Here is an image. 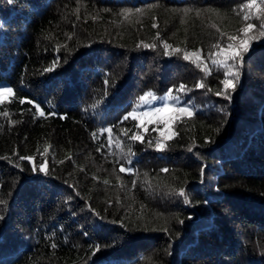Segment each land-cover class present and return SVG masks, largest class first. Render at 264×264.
Returning a JSON list of instances; mask_svg holds the SVG:
<instances>
[{"label":"trees","instance_id":"16d2710c","mask_svg":"<svg viewBox=\"0 0 264 264\" xmlns=\"http://www.w3.org/2000/svg\"><path fill=\"white\" fill-rule=\"evenodd\" d=\"M247 2L0 0V82L15 93L0 103V264H264V42L243 54L231 101L215 95L222 73L183 59L238 34ZM181 83L195 114L162 149L140 131L133 144L120 121L141 91Z\"/></svg>","mask_w":264,"mask_h":264},{"label":"snow or ice","instance_id":"6c2138e0","mask_svg":"<svg viewBox=\"0 0 264 264\" xmlns=\"http://www.w3.org/2000/svg\"><path fill=\"white\" fill-rule=\"evenodd\" d=\"M136 13H141V9L137 8ZM187 11V10H186ZM241 11L243 12L242 20L244 22V26L239 29L240 34L235 35H228L227 36V42H217L213 45V48L215 49L214 52L209 53L206 60H210L211 65L216 66L218 68H223L225 71L223 73L224 78L220 81V84H222V88H220L218 91L215 92V95L217 97H223L224 99L231 101L232 95L235 92L239 81H240V66L244 62V53H247L251 48V41L258 39L259 37H264V0H248L247 3L243 4L241 6ZM132 12V9H124L123 14L127 16L129 13ZM199 15V13H197ZM255 17V19L260 21L259 24V37L249 35L253 32L254 29L257 28V25L254 23H251L250 20ZM153 28L158 27L156 23H153ZM159 36V34H157ZM224 33H221V37H224ZM238 42V43H237ZM144 48H156V44H143ZM172 48L171 45L164 42L163 43V49H164V55L169 56L172 53H179L181 50L179 48H172V53L169 52V49ZM192 57H195L194 60H192V63L195 64L197 69H200L201 72L204 73V77L211 74V70L208 67V64L206 60H202L198 52H187L185 51L183 54V59L185 61H189L192 59ZM231 62V63H230ZM54 65L59 64V57H57L54 62ZM54 71V67H49L44 69V72H51ZM105 85L107 86V81H105ZM195 88L197 89H205L207 88L208 92H211L212 89L210 87L206 86V83L204 82V79L202 78L195 84ZM175 91V95L173 92ZM192 89L188 88L187 85L181 83L176 88H170L167 92V94L163 97H157L152 91H148L141 95L138 99L139 102L137 104V107L133 108L132 111L128 112L120 121V123H123L124 121L128 120L129 117H131L133 120L138 119L137 117V110L138 108H142L147 105H152L154 102H156L158 99L162 100L163 106L162 107H151L149 109V112L144 113L145 115H160L162 113H173L172 116H170L168 119L161 120L159 123H163L164 130L160 131L159 129H154L155 131H160V134L165 139H171L173 137V133L170 130V125L175 122L181 120L182 117H192L195 114L196 106L189 100V101H183V96L187 95L189 92H191ZM15 93L13 92V89L8 86H0V103H3L4 97L6 96H13ZM148 97H151V99H148ZM18 102L23 105L24 103L28 104H34V101L27 98H18ZM35 113H39V117H44L46 115L45 111H43L39 104H34ZM35 113H33L35 117ZM55 115V113H52ZM3 115L5 117L8 116V112H3ZM62 119H66V116H62ZM153 123H157V121H153ZM143 126V121L140 122L136 127L139 129ZM105 131L111 133V129H105ZM124 136H128V130H122ZM219 131V129H217ZM95 135V133L93 134ZM131 142L140 141L143 143V137L139 133V131L133 133L130 137H128ZM207 142L211 143L214 142L211 139H209ZM111 143V140L108 142ZM149 145L152 144V141L148 142ZM120 147L119 142H117V148ZM156 148L162 149L163 145L161 144L160 140L156 141ZM104 150V145L102 144L100 147L97 148L98 152H101ZM192 149L189 148V151ZM49 148L45 147L43 152L48 153ZM135 153L131 152V148H129L128 152H122L121 158L129 157L128 164H131V158L134 156ZM43 156V154H42ZM19 161H28L32 164L31 171L36 172L37 170L40 173L47 174V160L43 159V162L37 164L35 163V157L33 156H19ZM71 159V157H69ZM63 163V161H61ZM17 167L20 165L17 164ZM120 172H131V167H125L123 165L120 166L119 169ZM162 172H168V169H161ZM200 175L201 178H203L204 175V168L201 167L200 169ZM107 184L108 182L105 181ZM135 184V182H133ZM175 195H178L179 197H182L185 202H189L188 194L186 193V190L181 188L178 192L175 193ZM2 203V201H0ZM4 217L0 216V219H3ZM86 235V233H85ZM51 247L55 249L57 247L56 243H52ZM95 251H100V246L96 245ZM94 254V253H93Z\"/></svg>","mask_w":264,"mask_h":264},{"label":"rangeland","instance_id":"374dc122","mask_svg":"<svg viewBox=\"0 0 264 264\" xmlns=\"http://www.w3.org/2000/svg\"><path fill=\"white\" fill-rule=\"evenodd\" d=\"M258 2H259V0H258ZM252 19H254V20H256L255 19V17H253ZM244 26V25H243ZM242 26V27H243ZM241 27V28H242ZM256 30H257V28H256ZM238 34H240V35H242V33H239V32H237ZM228 35H231V34H228ZM249 35H252V36H257V37H259V31L257 30V31H253L252 33H250ZM262 39H261V41H263L264 42V37H261ZM238 43V42H237ZM253 48H250V50L249 51H251ZM215 51V50H214ZM213 51V52H214ZM209 55V54H208ZM208 55H207V57H208ZM201 57V56H200ZM207 57H201V59L202 60H206V58ZM195 58V57H194ZM206 62H207V64H208V67L210 68V70H211V73L212 74H214V73H216L217 71H219L220 73H222V74H220V76H218L219 77V87L220 88H222L223 86H222V84H220V81L224 78V75H223V73H224V69L223 68H218V67H216V66H213V65H211V62H210V60H206ZM231 63V62H230ZM0 86H7L6 84H5V82H0ZM179 85H177L176 87H178ZM176 87H174V88H176ZM170 88H168L167 90H165L163 93H161V94H156V93H154L153 91V93L157 96V97H163V96H165L166 94H167V92H168V90H169ZM148 91H151V90H143V91H141V93H140V95L137 97V100H136V102L135 103H133V106H132V109L133 108H135V107H137V104L138 103H140L139 102V97L141 96V95H143L144 93H146V92H148ZM194 91H197V90H194ZM173 94L175 95L176 93H175V91L173 92ZM7 97V96H6ZM6 97H4V98H6ZM148 99H151V97H148ZM191 101L192 103H193V100L190 98V95H189V93L187 94V95H185V96H183V101ZM163 101L162 100H157L156 102H154V104H152V105H147V106H144V107H142V108H138V110H137V117H138V119H136V120H133L134 121V127H135V130L136 131H140L141 133H143V132H145V133H147V134H149V135H152L153 137H154V140H155V142L157 141V140H160V142H161V144L163 145V142L165 141V140H167V139H165L164 137H162L161 136V134H160V131H163L164 130V125H163V123H159V121H161V120H165V119H168L170 116H172L173 115V113H162V114H160V115H145L144 113H146V112H149V109L151 108V107H162L163 106ZM194 104V103H193ZM195 105V104H194ZM132 109H131V111H132ZM187 118V116H184V117H182L181 118V120H179V121H175V122H173L171 125H170V130H171V132L174 134V127H175V125L178 123V122H180V121H184L185 119ZM141 121H143V126L142 127H140L139 129H137V125L138 124H140V122ZM153 121H157V123H153ZM154 129H159L160 131H155ZM155 145H156V143H155Z\"/></svg>","mask_w":264,"mask_h":264}]
</instances>
